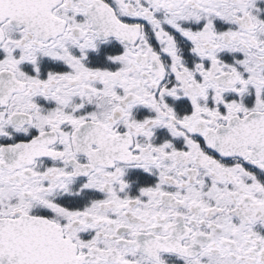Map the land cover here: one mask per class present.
Here are the masks:
<instances>
[{"label":"snow or ice","instance_id":"obj_1","mask_svg":"<svg viewBox=\"0 0 264 264\" xmlns=\"http://www.w3.org/2000/svg\"><path fill=\"white\" fill-rule=\"evenodd\" d=\"M0 264H264V0H0Z\"/></svg>","mask_w":264,"mask_h":264}]
</instances>
